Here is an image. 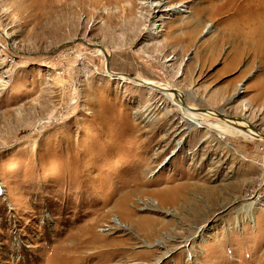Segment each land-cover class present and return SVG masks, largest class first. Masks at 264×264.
<instances>
[{"label": "rangeland", "instance_id": "1", "mask_svg": "<svg viewBox=\"0 0 264 264\" xmlns=\"http://www.w3.org/2000/svg\"><path fill=\"white\" fill-rule=\"evenodd\" d=\"M151 1L0 0V264H264V146L116 76L264 134V26Z\"/></svg>", "mask_w": 264, "mask_h": 264}, {"label": "bare ground", "instance_id": "2", "mask_svg": "<svg viewBox=\"0 0 264 264\" xmlns=\"http://www.w3.org/2000/svg\"><path fill=\"white\" fill-rule=\"evenodd\" d=\"M250 2L252 3L251 6H253L255 8L257 7V9L255 10L256 13H255V15H253L254 17L252 19H249L250 15H248L246 12H245L246 14L242 13L243 10H247V8H246L247 6L244 4H249ZM151 4H152V6L154 5V8H156V9L161 8L163 6L161 0L151 1ZM217 7L219 8V11L221 12V16H223V18L221 20L233 18L232 22L230 21L231 25L233 26L232 29L233 28L234 29L240 28V29H244V31H245V28L247 26H251L250 24L254 25V23H255V25H257L256 29H258L257 31L262 33V31H263L262 27L264 26V0H219L217 5H216V8ZM151 8H153V7H151ZM153 28H154V26H153ZM208 28H209V26L204 30V32H206ZM247 29H248V27H247ZM153 30H156V29L154 28ZM237 30H239V29H237ZM261 33H260V35H261ZM230 38H233V37L230 36ZM261 39H264V38H261ZM261 42H262V40H261ZM96 52H97V54L103 55L104 57L109 56V52L105 48L96 50ZM111 74H113V73H111ZM116 76H119L118 77L119 79H121V80L123 79L129 83L134 84L135 86H140V87L143 86L145 88L150 89L152 92H158L160 95L164 96L167 100H170L172 105L176 106L177 111L179 110L180 114L182 112L183 117L185 118V120L187 122L203 124L204 126H208L212 129H215L224 135H228V137L229 136L231 137L233 135L238 136V137L242 136L245 139H249L251 141H256V143L259 146H264V143L262 142V139H264V134L259 132L255 127L254 128L252 127L249 129L247 127H244L239 122V120L232 119V118H229L226 116L224 117V116H221V115H219L215 112H211V111H208V112L202 111V112L198 113V112H196V110H193L192 108H190L188 106V104L185 103V100L182 97L180 98L177 94H175L176 92L174 93L172 87L170 88L169 86H166V85H158V84L154 83L153 81L148 80L142 76L139 78H135V79L130 78V77L128 78V76L123 75V74L122 75H116ZM209 118L210 119L213 118V119H216L219 121L223 119L225 121V123L224 124L218 123V125H210L206 121V119H209ZM160 203H162V202H160ZM162 207H164V206H162ZM123 220L125 223L122 222V220H120V219H118V221H116V222H118L116 225L118 227V229L126 230V229H129L130 227H133V223L131 222V220L129 218H127V216H126V218L124 217ZM151 236H152V234H151ZM171 240H172V238H171ZM164 244L165 243H163V241L158 240L156 243H153V244L151 243L148 246L150 248H152V247L153 248H155V247L163 248Z\"/></svg>", "mask_w": 264, "mask_h": 264}, {"label": "water", "instance_id": "3", "mask_svg": "<svg viewBox=\"0 0 264 264\" xmlns=\"http://www.w3.org/2000/svg\"><path fill=\"white\" fill-rule=\"evenodd\" d=\"M108 58V56H106Z\"/></svg>", "mask_w": 264, "mask_h": 264}]
</instances>
